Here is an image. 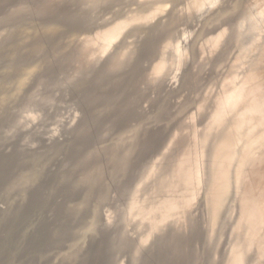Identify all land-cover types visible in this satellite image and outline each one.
I'll return each instance as SVG.
<instances>
[{"label":"rangeland","instance_id":"374dc122","mask_svg":"<svg viewBox=\"0 0 264 264\" xmlns=\"http://www.w3.org/2000/svg\"><path fill=\"white\" fill-rule=\"evenodd\" d=\"M0 264H264V0H0Z\"/></svg>","mask_w":264,"mask_h":264},{"label":"bare ground","instance_id":"6f19581e","mask_svg":"<svg viewBox=\"0 0 264 264\" xmlns=\"http://www.w3.org/2000/svg\"><path fill=\"white\" fill-rule=\"evenodd\" d=\"M42 29H44V28H42ZM44 32V31H43ZM48 33V32H47ZM260 77H261V75H260ZM258 78V77H257ZM260 113V112H259ZM261 114V113H260ZM262 118V117H261ZM235 146V145H234ZM235 149V148H234ZM141 153V152H140ZM86 168V170L88 169L87 167H85ZM90 170V169H89ZM147 178V177H146ZM158 180V179H157ZM160 180V179H159ZM221 184V183H220ZM213 187H214V185H213ZM218 189V188H217ZM211 192V191H210ZM213 192V191H212ZM250 193V192H249ZM209 200V199H208ZM260 201V200H259ZM87 202H88V200H87ZM247 215V214H246ZM245 220V219H244ZM244 222H246V220L244 221ZM246 224V223H245ZM244 226V225H243ZM248 228V227H247ZM249 230V229H248ZM255 233V232H254ZM249 235V234H248ZM255 244V243H254ZM258 248V247H257ZM240 249V248H239Z\"/></svg>","mask_w":264,"mask_h":264}]
</instances>
